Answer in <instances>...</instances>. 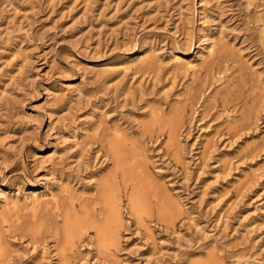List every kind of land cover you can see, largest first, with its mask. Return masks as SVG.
<instances>
[{"label":"rangeland","instance_id":"obj_1","mask_svg":"<svg viewBox=\"0 0 264 264\" xmlns=\"http://www.w3.org/2000/svg\"><path fill=\"white\" fill-rule=\"evenodd\" d=\"M0 264H264V0H0Z\"/></svg>","mask_w":264,"mask_h":264},{"label":"bare ground","instance_id":"obj_2","mask_svg":"<svg viewBox=\"0 0 264 264\" xmlns=\"http://www.w3.org/2000/svg\"><path fill=\"white\" fill-rule=\"evenodd\" d=\"M117 192H119V191H117ZM53 198H55V197H53ZM133 198H134V196L132 195L131 201L132 200L134 201ZM119 201H120L119 193L117 194L116 191L110 192L107 195H105L104 200L102 201L103 205H104V210L106 212V214L104 216L105 218L101 222L98 221L99 219H95V218H94L95 221H92L93 223L91 224L92 225L91 227L96 230V233L99 237V242L102 243V245L110 244L111 242L114 243L117 241L118 227L121 225L122 219H123L121 216L122 214H121L120 209H119ZM46 202L48 204V202H50V201L48 200ZM36 203H38V202L35 201V204ZM39 204H42V203L39 202L36 206L38 207ZM13 207L16 208V205H14ZM17 209H18V207H17ZM15 211H16V209H15ZM64 215H65L64 216L65 217L64 218V226L65 227L63 226V228H64L63 230H65V232H63V233H65L64 237L66 238L68 243H70V242H72L74 234L76 232L81 231L83 228H85V227H83L85 225V222H84L83 218L78 216V215H75V216L66 215V214H64ZM3 249H4V247H3Z\"/></svg>","mask_w":264,"mask_h":264}]
</instances>
